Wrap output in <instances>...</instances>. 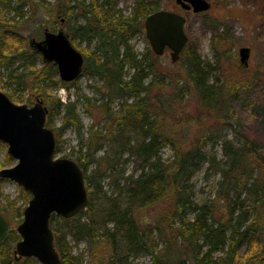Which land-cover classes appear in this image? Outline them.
<instances>
[{"label":"trees","instance_id":"trees-1","mask_svg":"<svg viewBox=\"0 0 264 264\" xmlns=\"http://www.w3.org/2000/svg\"><path fill=\"white\" fill-rule=\"evenodd\" d=\"M115 8L112 0H0V69L6 70V75L0 73V91L10 89L4 92L16 102L14 95L22 86L28 93L25 103L42 100L47 109L45 125L55 136V156L66 129H74L81 143L70 159L83 171L88 203L69 219L52 215L49 221L61 264H109L119 234L126 244L124 262L146 256L149 264H264V144L238 133L235 127L240 123L232 106L233 100L242 102L241 96L253 81L225 84L218 77L210 81L213 68L202 62L189 42L177 61L182 75L174 82L169 80L156 66L160 57L150 49L138 55L131 43L136 34L144 33L145 17L160 8L149 0H134L127 14ZM32 22L36 28L28 40L40 39L54 23L64 29L84 57L82 74L101 80L105 96L121 100L117 110L109 100L93 106L118 132H134L140 139L122 150L139 174L123 175L125 205L107 214L100 234L83 219L101 193L106 176L95 157L104 135L90 126L85 138L76 110L78 99L62 102L56 95L59 88L72 83L61 81L55 64L44 63L19 33ZM224 34L222 27H215L212 49L217 60L224 53L217 49L226 39ZM83 43L86 48L82 49ZM16 61L18 67L11 69ZM171 86L175 92L165 98ZM184 94L195 99V116L184 112L181 122L172 125L178 114L173 107L184 102ZM242 103L254 112L251 102ZM188 122L194 124L190 136L197 140L193 143L186 137L178 139L182 125ZM224 129L233 130L235 138L220 136ZM207 141L212 142L209 148ZM161 143L172 151L168 162L159 155ZM216 144L222 148L223 158H216ZM10 161L7 154L5 163ZM203 168L219 173L220 180L214 199L198 203L191 180ZM19 192L20 206L9 198L5 203L0 200V213L9 225L0 241V264H39L32 257L16 259L13 252L20 239L16 227L31 198L21 187ZM157 204L161 206L152 222L137 217L138 211ZM67 234L77 241L86 239L83 253L73 255ZM216 254L220 256L215 258Z\"/></svg>","mask_w":264,"mask_h":264},{"label":"rangeland","instance_id":"rangeland-1","mask_svg":"<svg viewBox=\"0 0 264 264\" xmlns=\"http://www.w3.org/2000/svg\"><path fill=\"white\" fill-rule=\"evenodd\" d=\"M112 1L116 3L115 9L119 10L122 14L129 13L134 4V0ZM207 1L210 3L211 7L204 13L195 14L192 11H184L181 8L175 10L186 18L185 32L188 36L189 44L196 50L202 62L210 64L211 69L213 68L209 77L210 81L214 80L216 77L225 84L238 82L239 80L253 81L250 88L247 89V92L241 96V101L251 102L254 107V112L248 109L242 102L236 100L232 101V106L235 109L237 119L240 123V127L236 126L235 129L238 133L245 135L249 139L264 144V0ZM149 3L158 6L160 9L168 10H174L175 6L174 0H149ZM38 20L39 16L36 18L37 22ZM216 26L222 27L225 33L224 37L226 38L220 45H217V49H220V53L224 51L223 56L220 55L218 60L215 58V50L212 49ZM35 28V22H32L19 33L26 38L27 42ZM59 28L60 25L54 23L53 29H50V31H57ZM131 43L134 46V51L138 55L145 54L147 49H149L144 33L136 34L131 40ZM72 45L77 49L78 45L76 43ZM241 47H249L250 49L246 67H242L239 62L238 51ZM81 48H86V45L84 43L81 44ZM18 65L19 62H14L11 69L18 67ZM156 66L161 73L163 72L166 77L173 82L182 75L180 65H178L177 62H171L168 52L158 59ZM20 70L21 69H18L17 72ZM0 73L6 75V70L0 69ZM173 82L172 84L169 82V84L173 85ZM69 83L72 84H69L66 88H59L56 91V95L62 102L78 99L76 110L83 125L84 137L86 138L88 136V129L90 126H93V130L97 129L104 135V138H101L99 141V147L95 153V157L99 159L101 163L100 167L104 169L106 176L102 182L101 193L95 197L91 209L87 208L85 210L87 213L84 215L83 219L88 223L94 224L95 230L100 234L103 230L102 226L107 214L114 207L122 208L125 205L124 196L121 191L123 175L131 173L134 175L139 174V171L135 170V165L132 160L127 158L128 156L126 153L123 152L124 154H122V150L140 139L134 132H118L115 126H113L111 122L106 119L105 115L102 114L101 110L96 108L97 106H93L94 103L100 104L103 100H109L111 108L117 110L121 102L116 96H110L109 94L105 96L101 80L86 74H81L76 80ZM4 91L9 93L11 90L4 89ZM174 92L175 87H169L165 98H168L167 96L169 95L172 97ZM27 94L24 87H19V90L14 95L18 100L14 103L32 106L35 101L30 104L24 102ZM86 99L90 100L91 104L87 103L88 101ZM183 99V103L177 104L175 108L173 107L178 114H176V121L172 125L181 122V119L184 117V112L190 113L191 116L194 115V109L196 108L194 104L195 99L191 96L187 97L185 94ZM56 124L59 125L58 118L56 119ZM172 125L171 128L175 129L176 126L174 127ZM203 126L205 129L207 128L206 124ZM192 128H194L193 123L188 122V124H183L180 129L181 131H179L180 134L178 139L186 137L193 143L196 136H190ZM233 133V130L224 129L219 135L235 138ZM214 141L215 139L212 142ZM212 142L207 141L208 148L211 146ZM59 146L60 150L56 153V156L70 158L72 151L76 152L81 148L77 132L72 128L66 129L60 137ZM214 150L217 159L223 158V151L219 144H216ZM6 155L7 145H0V169L13 166L17 162L11 158V161L6 164ZM159 155L163 162H168L171 159L172 151L168 145L161 143ZM93 167V164L90 165L89 170ZM0 180H2L1 202L5 203L6 199L9 198L16 202V206L22 205V201L17 199L20 194V187L13 181ZM219 180L220 174L213 170H206L203 168L196 172L191 180L195 201L201 203L214 199L217 182ZM160 206V204H157L144 208L138 211L137 217L141 221L147 220L150 223L154 220ZM109 227L111 228L112 226L110 225ZM66 238L72 246L73 255L83 253L86 247L85 238H81L77 241L70 234H67ZM125 256L126 244L121 234H119L114 239V252L109 264H149V259L146 256H139L133 260L129 258L127 262H124ZM218 256H220V254H216L214 257L216 258Z\"/></svg>","mask_w":264,"mask_h":264},{"label":"water","instance_id":"water-1","mask_svg":"<svg viewBox=\"0 0 264 264\" xmlns=\"http://www.w3.org/2000/svg\"><path fill=\"white\" fill-rule=\"evenodd\" d=\"M183 10L204 13L211 7L207 0H174ZM186 18L168 9H159L143 20L144 35L152 53L160 57L169 53L176 63L188 44ZM28 45L38 52L44 63H54L61 81L69 83L82 73L83 55L71 44L60 28L45 30L43 38H30ZM249 47L238 51L239 62L246 67ZM47 109L42 100L32 106L16 104L0 91V142L7 154L16 160L13 166L0 169V179L15 182L29 192L31 198L16 227L20 239L14 245L16 259L35 258L39 264H61L54 246L49 221L52 215L69 219L82 211L87 203L83 171L72 159L55 157V136L45 125ZM8 221L0 213V241L8 232Z\"/></svg>","mask_w":264,"mask_h":264},{"label":"flooded vegetation","instance_id":"flooded-vegetation-1","mask_svg":"<svg viewBox=\"0 0 264 264\" xmlns=\"http://www.w3.org/2000/svg\"><path fill=\"white\" fill-rule=\"evenodd\" d=\"M178 8H180V6H178V5L175 4V6H174V11H176L175 9H178ZM188 11H189V10H188ZM61 23H63V20H61ZM60 28H61V27H60ZM60 28H59V29H60ZM59 29H58V30H59ZM45 30H48V29H45ZM45 30H44V31H45ZM58 30H57V31H58ZM63 30H64V29H63ZM44 31H43V33H42V37H41L40 39H36V40H41V39L43 38ZM49 31H50V30H49ZM52 32H56V31H52ZM65 33H66V32H65ZM32 50H33V49H32ZM35 52H36V51H35ZM37 53H38V52H37Z\"/></svg>","mask_w":264,"mask_h":264}]
</instances>
